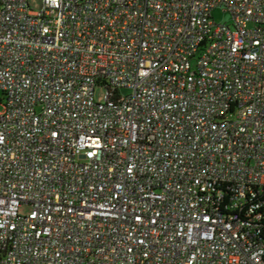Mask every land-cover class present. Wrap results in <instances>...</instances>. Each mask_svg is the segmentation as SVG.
Returning <instances> with one entry per match:
<instances>
[{"label":"built area","instance_id":"2783aa9c","mask_svg":"<svg viewBox=\"0 0 264 264\" xmlns=\"http://www.w3.org/2000/svg\"><path fill=\"white\" fill-rule=\"evenodd\" d=\"M41 1L0 0V264H264V0Z\"/></svg>","mask_w":264,"mask_h":264},{"label":"rangeland","instance_id":"374dc122","mask_svg":"<svg viewBox=\"0 0 264 264\" xmlns=\"http://www.w3.org/2000/svg\"><path fill=\"white\" fill-rule=\"evenodd\" d=\"M30 8L33 11H39L42 7V1L41 0H27ZM212 17L216 21V23L220 24H227L231 25L232 24V16L230 13L225 12L223 8L218 7L213 10L212 12ZM2 97L1 92H0V98ZM95 99L99 102H102L104 100V89L103 88H96L95 89ZM1 109V106H0ZM30 211V208L28 205H23L20 209L19 212L21 215H26Z\"/></svg>","mask_w":264,"mask_h":264}]
</instances>
